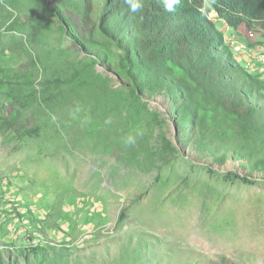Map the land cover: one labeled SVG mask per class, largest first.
<instances>
[{
    "label": "rangeland",
    "instance_id": "rangeland-1",
    "mask_svg": "<svg viewBox=\"0 0 264 264\" xmlns=\"http://www.w3.org/2000/svg\"><path fill=\"white\" fill-rule=\"evenodd\" d=\"M115 52L94 63L36 0H0V242L81 264H118L129 242L153 264H264L262 172L205 164Z\"/></svg>",
    "mask_w": 264,
    "mask_h": 264
},
{
    "label": "trees",
    "instance_id": "trees-1",
    "mask_svg": "<svg viewBox=\"0 0 264 264\" xmlns=\"http://www.w3.org/2000/svg\"><path fill=\"white\" fill-rule=\"evenodd\" d=\"M36 1L94 63H105V51L113 47L112 66L124 85L136 99L160 97L178 135H187L184 144L211 159L205 164L229 158L250 169L247 176L255 169L264 179V65L235 52L226 35L246 43L248 32L264 38V0ZM248 46L254 54L264 52L261 41ZM50 86L60 92L61 86ZM22 224L30 227L26 216ZM81 263L48 242L19 248L0 242V264ZM117 263L153 264L130 242Z\"/></svg>",
    "mask_w": 264,
    "mask_h": 264
},
{
    "label": "clouds",
    "instance_id": "clouds-1",
    "mask_svg": "<svg viewBox=\"0 0 264 264\" xmlns=\"http://www.w3.org/2000/svg\"><path fill=\"white\" fill-rule=\"evenodd\" d=\"M250 34H253L254 37H253V38L250 37ZM248 41H249V42H248L249 44H253V43H255L256 41H259V40H258V36L256 35L255 32H248ZM228 42H229L230 47H232V48L234 49L235 52H244V53H246V54L248 55V53H247L246 51H243V50H236L238 44H245L246 47H247L248 49H250L249 46H248V43H246V42H239V41L236 39V37H235L234 35L231 36V38L229 39ZM250 50H251V49H250ZM251 51H252V50H251ZM261 53H264V52H261ZM248 57H249V56H248ZM256 61H257V60H256ZM259 63H260V62H259ZM260 64H262V63H260ZM248 65H249V64H246V66H245L246 69L249 68ZM262 65H264V64H262Z\"/></svg>",
    "mask_w": 264,
    "mask_h": 264
},
{
    "label": "built area",
    "instance_id": "built-area-1",
    "mask_svg": "<svg viewBox=\"0 0 264 264\" xmlns=\"http://www.w3.org/2000/svg\"><path fill=\"white\" fill-rule=\"evenodd\" d=\"M250 37L253 38L254 35L253 34H250ZM236 50L246 51L248 53L249 58H251V60H257L258 62L264 64V53L254 54L250 49H248L246 47L245 44H238Z\"/></svg>",
    "mask_w": 264,
    "mask_h": 264
},
{
    "label": "water",
    "instance_id": "water-1",
    "mask_svg": "<svg viewBox=\"0 0 264 264\" xmlns=\"http://www.w3.org/2000/svg\"><path fill=\"white\" fill-rule=\"evenodd\" d=\"M120 82V81H119Z\"/></svg>",
    "mask_w": 264,
    "mask_h": 264
}]
</instances>
